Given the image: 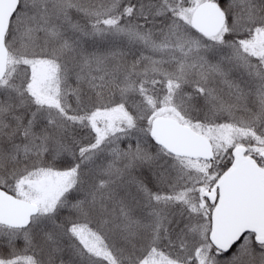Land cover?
<instances>
[{
	"label": "snow or ice",
	"instance_id": "6c2138e0",
	"mask_svg": "<svg viewBox=\"0 0 264 264\" xmlns=\"http://www.w3.org/2000/svg\"><path fill=\"white\" fill-rule=\"evenodd\" d=\"M0 264H264V0H0Z\"/></svg>",
	"mask_w": 264,
	"mask_h": 264
}]
</instances>
